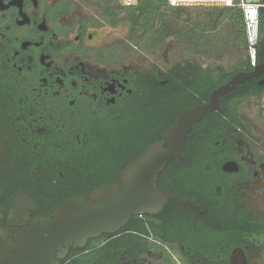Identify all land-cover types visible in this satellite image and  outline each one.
Segmentation results:
<instances>
[{"label": "flooded vegetation", "instance_id": "af4514ba", "mask_svg": "<svg viewBox=\"0 0 264 264\" xmlns=\"http://www.w3.org/2000/svg\"><path fill=\"white\" fill-rule=\"evenodd\" d=\"M96 2L0 0V264H21L24 233L56 211L38 189L117 177L115 165H100L124 106L144 101L155 129L169 126L162 136L210 101L215 79L246 72L242 50L215 53L212 35L201 50L180 38L135 51L127 34L120 46ZM254 79L192 125L181 156L157 177L159 190L186 204L168 199L114 234L69 245L59 264H264V72ZM125 235L127 245L114 243Z\"/></svg>", "mask_w": 264, "mask_h": 264}, {"label": "trees", "instance_id": "16d2710c", "mask_svg": "<svg viewBox=\"0 0 264 264\" xmlns=\"http://www.w3.org/2000/svg\"><path fill=\"white\" fill-rule=\"evenodd\" d=\"M115 0H98L96 5L103 10V20L112 27L125 26L127 40L132 42L137 49L143 52L156 51L169 39L184 38V41L196 43L200 50L207 38L213 36L215 53L222 52L220 45L236 49L245 56L246 72L254 69L252 60L248 54V42L245 32L243 11L230 7H172L169 0H137L135 6L115 7ZM260 32L256 45L257 63L264 62V8L260 15ZM206 49V48H205ZM226 80L214 81L213 89L219 88ZM244 84L250 89L257 85L256 79L248 80ZM174 86V83H173ZM210 89V91H211ZM171 104H177L175 96L170 98ZM142 102H130L120 112L117 122L109 123L108 128L111 136V144L107 148L105 160L100 168L105 171L111 164L117 169V177L103 183H56L53 191L43 193L38 189V200L43 204H53L55 211L67 199L82 196L88 197L93 191L120 182V175L133 160L137 159L155 141L160 139L161 134L169 127L157 130L154 127L153 118L144 116ZM142 124L135 129L133 134L129 128L133 122ZM142 143L144 144L142 147ZM160 178V175L158 176ZM93 180V179H92ZM90 182V183H89ZM122 246L129 243L127 235L114 241ZM105 248L102 250L104 251Z\"/></svg>", "mask_w": 264, "mask_h": 264}, {"label": "water", "instance_id": "95a60500", "mask_svg": "<svg viewBox=\"0 0 264 264\" xmlns=\"http://www.w3.org/2000/svg\"><path fill=\"white\" fill-rule=\"evenodd\" d=\"M123 4V0H118ZM238 5L239 0H234ZM264 64L252 72L233 77L211 94L210 101L185 110L176 124L122 172L119 183L93 191L88 197L75 196L65 200L50 218L38 220L20 241L18 262L21 264H59L55 259L65 247H84L90 239L114 234L125 227L133 215L157 214L168 199L186 204L157 187V177L166 164L184 151L192 125L205 114L219 107L220 98L245 81L258 78ZM168 146L166 149L165 146ZM21 199L33 203L28 192ZM62 256H59L61 258Z\"/></svg>", "mask_w": 264, "mask_h": 264}, {"label": "built area", "instance_id": "2783aa9c", "mask_svg": "<svg viewBox=\"0 0 264 264\" xmlns=\"http://www.w3.org/2000/svg\"><path fill=\"white\" fill-rule=\"evenodd\" d=\"M137 0H123L124 6H135ZM172 7H238L243 11L245 32L248 42V52L252 66L257 63L256 45L260 32V15L264 8V0H239L235 5L234 0H169Z\"/></svg>", "mask_w": 264, "mask_h": 264}, {"label": "rangeland", "instance_id": "374dc122", "mask_svg": "<svg viewBox=\"0 0 264 264\" xmlns=\"http://www.w3.org/2000/svg\"><path fill=\"white\" fill-rule=\"evenodd\" d=\"M95 1L96 0H93V2H95ZM126 32H127V29H126L125 26H118V28L116 30H113L112 31V36H113V40L112 41H116L117 44L121 46L122 45V42L125 41V39H126ZM128 45H130V44H128ZM130 47H132L133 49H135L134 46H132V45H130ZM224 47H225V45L224 46L223 45H220V48L222 50L224 49ZM235 48H236V51H238L237 50V47H235ZM135 51H143V50H141V49H137L136 50L135 49Z\"/></svg>", "mask_w": 264, "mask_h": 264}]
</instances>
